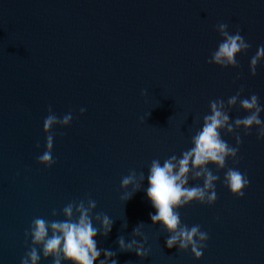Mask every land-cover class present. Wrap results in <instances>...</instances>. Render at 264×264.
I'll list each match as a JSON object with an SVG mask.
<instances>
[{
    "label": "water",
    "instance_id": "1",
    "mask_svg": "<svg viewBox=\"0 0 264 264\" xmlns=\"http://www.w3.org/2000/svg\"><path fill=\"white\" fill-rule=\"evenodd\" d=\"M222 22L251 44L236 57L239 68L208 63ZM261 45L264 0H0V264H21L33 246L25 231L34 218L64 220L68 203L89 197L97 202L95 227L97 212L114 221L107 237L95 239L118 264H264V140L255 126L251 134L237 129L239 163L227 160L250 180L245 197L224 186L227 168L209 165L220 176L216 203L179 209L183 224L209 234L201 259L191 248L167 247L170 234L153 224L146 191L151 161L193 147L210 101L227 104L243 87L241 98L256 94L264 108V61L256 76L250 72ZM49 106L57 116L73 114L69 127L53 129L51 168L37 160L46 151ZM248 114L239 104L229 110L232 121ZM221 135L237 146L235 134ZM131 170L143 171L145 181L124 202L133 189L121 180ZM197 184L203 181H190ZM141 222L147 258L120 251L117 242L144 243L133 237ZM53 259L41 250L40 264Z\"/></svg>",
    "mask_w": 264,
    "mask_h": 264
},
{
    "label": "clouds",
    "instance_id": "2",
    "mask_svg": "<svg viewBox=\"0 0 264 264\" xmlns=\"http://www.w3.org/2000/svg\"><path fill=\"white\" fill-rule=\"evenodd\" d=\"M217 31L222 37L217 50H215L209 64H215L223 68H239L240 64L236 57L246 54L251 48L245 38L241 35V29L237 27L235 34L229 31L228 23H219ZM264 61V45L258 50L250 60V72L252 76L257 75V67ZM243 87L233 96L227 104L223 99L210 101L211 114L203 117L202 129L196 131L192 136L190 149L184 151L180 157L172 155L165 159L163 163L159 159H153L147 175L148 188L147 196L156 209L155 214H150L153 224L163 225L170 234L166 240L168 248L177 247L180 251L191 252L197 259H201L204 249L207 247L209 234L201 230L200 225H193L189 228L182 223L179 209L190 205L193 202L200 204L214 205L218 200L216 184L220 181V176L214 174L209 165H215L218 170L227 168L228 158L239 163V145L242 139L237 133L241 127L246 134H251L252 128L258 129V138L264 140V120H261V112L264 108L260 106L259 97L252 94L249 98H241ZM142 95H147L143 92ZM240 105L249 114L243 118L237 117L231 120L229 110ZM85 108L80 109V114L84 115ZM73 121L72 112H68L63 117L57 116L51 106L48 108V115L44 119V132L46 136V151L37 157L40 164L51 168L57 161L53 158L54 133L56 126L69 127ZM198 123V119H194ZM226 131L235 134L236 147L231 146L223 139L221 133ZM40 147L39 143L36 145ZM202 180V186L197 184L190 186V181ZM145 174L143 171L137 173L131 170L129 175L121 180V187L125 190L133 189L131 195L122 197L124 202L130 200L135 192L143 189ZM223 184L229 188L234 196L245 197V189L250 186V180L246 173H242L236 168H227L224 174ZM97 208V202L89 197L87 201H73L63 208L64 220H47L41 217L34 218L30 230L25 231V236L31 237L32 247L21 258V264H40L41 250L44 258L52 257L53 264H62L67 261L69 264H118L115 259L116 253L101 249L97 245L95 237L103 235L107 237L113 228L114 221L105 213L97 212L95 221L101 227L93 224V212ZM52 215L58 216L57 210H52ZM144 223H140L133 231V237H142L144 243L138 242L135 238L126 241L123 236L118 238L120 251L135 252L140 258H147L150 249L145 248L147 238L143 237L141 228ZM127 227V224L125 225ZM103 254L104 259H101Z\"/></svg>",
    "mask_w": 264,
    "mask_h": 264
}]
</instances>
